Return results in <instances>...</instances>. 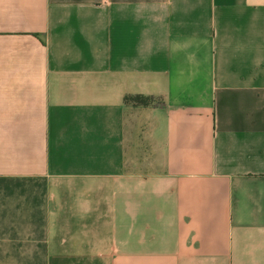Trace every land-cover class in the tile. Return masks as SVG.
<instances>
[{
  "label": "crops",
  "instance_id": "1",
  "mask_svg": "<svg viewBox=\"0 0 264 264\" xmlns=\"http://www.w3.org/2000/svg\"><path fill=\"white\" fill-rule=\"evenodd\" d=\"M0 264H264V0H0Z\"/></svg>",
  "mask_w": 264,
  "mask_h": 264
},
{
  "label": "trees",
  "instance_id": "2",
  "mask_svg": "<svg viewBox=\"0 0 264 264\" xmlns=\"http://www.w3.org/2000/svg\"><path fill=\"white\" fill-rule=\"evenodd\" d=\"M126 103H132L134 105H149L151 103L156 102L158 98L152 95H144V94H127L124 98Z\"/></svg>",
  "mask_w": 264,
  "mask_h": 264
}]
</instances>
